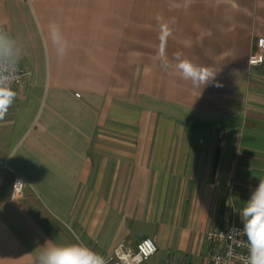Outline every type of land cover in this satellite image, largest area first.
I'll return each mask as SVG.
<instances>
[{"label": "crops", "instance_id": "crops-1", "mask_svg": "<svg viewBox=\"0 0 264 264\" xmlns=\"http://www.w3.org/2000/svg\"><path fill=\"white\" fill-rule=\"evenodd\" d=\"M0 35L31 72L0 119V264L144 238L148 264H206L264 179V0H0Z\"/></svg>", "mask_w": 264, "mask_h": 264}, {"label": "clouds", "instance_id": "clouds-1", "mask_svg": "<svg viewBox=\"0 0 264 264\" xmlns=\"http://www.w3.org/2000/svg\"><path fill=\"white\" fill-rule=\"evenodd\" d=\"M13 55L7 39L0 35V58H11ZM182 53H176L175 67L185 80L192 82L194 87H205L215 79L211 70L203 65L195 64L187 58H181ZM13 74H0V119H3L15 99L16 93L12 89ZM220 87L218 82L213 84ZM18 184V182L14 187ZM242 228L232 227L222 237L234 240L240 235L247 237L248 255L244 264H264V179H259V184L251 193L250 198L244 203L240 212ZM217 264H224L221 258L216 257ZM33 264H106L104 258L82 243L66 245L46 243L38 252Z\"/></svg>", "mask_w": 264, "mask_h": 264}, {"label": "built area", "instance_id": "built-area-1", "mask_svg": "<svg viewBox=\"0 0 264 264\" xmlns=\"http://www.w3.org/2000/svg\"><path fill=\"white\" fill-rule=\"evenodd\" d=\"M251 67H264V52L252 53L249 59ZM12 89L13 91L19 86L27 82L31 77V72L20 66L19 64L5 58H0V74H13ZM79 96V95H78ZM224 132L220 133L223 138ZM18 184L15 189V185ZM30 186L29 182L21 175H16L13 186V198L20 197ZM232 227L242 228L243 224H232L228 228H212L207 231L206 239L213 245L214 250L207 256L206 264H217L216 257L221 258L224 264H244L248 255L247 237L240 235L234 240H229L221 236V233L227 234ZM159 251L155 241L151 238L142 239L136 246L123 243L114 251L112 259L104 258L106 264H148ZM193 264V263H182Z\"/></svg>", "mask_w": 264, "mask_h": 264}]
</instances>
